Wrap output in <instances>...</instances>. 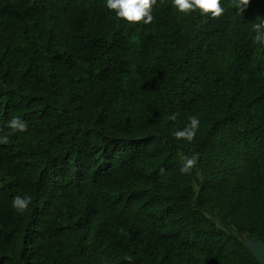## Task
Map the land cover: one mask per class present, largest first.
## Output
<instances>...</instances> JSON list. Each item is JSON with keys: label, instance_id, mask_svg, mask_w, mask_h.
Returning <instances> with one entry per match:
<instances>
[{"label": "trees", "instance_id": "16d2710c", "mask_svg": "<svg viewBox=\"0 0 264 264\" xmlns=\"http://www.w3.org/2000/svg\"><path fill=\"white\" fill-rule=\"evenodd\" d=\"M238 2L157 0L144 24L0 0V264H259L241 241L264 244V0Z\"/></svg>", "mask_w": 264, "mask_h": 264}, {"label": "clouds", "instance_id": "9594fccd", "mask_svg": "<svg viewBox=\"0 0 264 264\" xmlns=\"http://www.w3.org/2000/svg\"><path fill=\"white\" fill-rule=\"evenodd\" d=\"M157 0H106V7L116 13L118 18L126 20L128 23H144L150 24L153 20V7L156 5ZM250 0H239L238 7L240 11H244ZM173 6L181 13L189 14L197 9L202 15H210L213 19L221 17L225 8L222 5V0H172ZM255 35L253 42L264 45V22H257L252 25ZM175 114L171 115L169 119L174 120ZM8 127L13 131L24 132L27 130L28 125L19 117H14L8 123ZM200 127V120L197 116L189 117V123L182 130L174 133L178 140H185L189 143L193 142ZM0 143L8 144V136L5 135L0 139ZM184 163L181 167L182 173L190 172L197 163V156L192 157L183 156ZM163 171V170H162ZM31 203L30 197L15 196L12 201V206L18 211L23 213ZM131 264L132 257L126 256L124 258Z\"/></svg>", "mask_w": 264, "mask_h": 264}, {"label": "water", "instance_id": "95a60500", "mask_svg": "<svg viewBox=\"0 0 264 264\" xmlns=\"http://www.w3.org/2000/svg\"><path fill=\"white\" fill-rule=\"evenodd\" d=\"M243 245L251 252V254L254 256V258L257 260L259 264H264V251H259L258 248H255V246L252 245V242L254 241H241ZM261 244V246L264 247V244L261 242H255Z\"/></svg>", "mask_w": 264, "mask_h": 264}, {"label": "rangeland", "instance_id": "374dc122", "mask_svg": "<svg viewBox=\"0 0 264 264\" xmlns=\"http://www.w3.org/2000/svg\"><path fill=\"white\" fill-rule=\"evenodd\" d=\"M252 245L255 246V248H258V250L261 252V251H264V247L261 246V244L259 243H255V242H252Z\"/></svg>", "mask_w": 264, "mask_h": 264}]
</instances>
